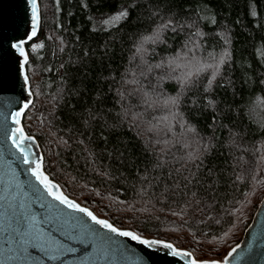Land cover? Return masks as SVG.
<instances>
[{
  "label": "trees",
  "instance_id": "obj_1",
  "mask_svg": "<svg viewBox=\"0 0 264 264\" xmlns=\"http://www.w3.org/2000/svg\"><path fill=\"white\" fill-rule=\"evenodd\" d=\"M40 5L23 122L45 169L119 227L222 259L264 196V0Z\"/></svg>",
  "mask_w": 264,
  "mask_h": 264
},
{
  "label": "water",
  "instance_id": "obj_2",
  "mask_svg": "<svg viewBox=\"0 0 264 264\" xmlns=\"http://www.w3.org/2000/svg\"><path fill=\"white\" fill-rule=\"evenodd\" d=\"M38 13L36 35L31 39L33 28L32 0H0V264H192L193 261H223L227 264H264V196L239 242L229 249L222 259H198L193 251L179 247L173 241L142 235L132 228L116 225L106 216L99 215L92 207L71 197L62 185L45 169V156L34 133L24 126L23 118L34 101L27 64L29 52L27 43L35 39L41 29V5L36 0ZM23 41L24 55L14 44ZM27 77V79H25ZM24 105H28L27 108ZM21 111L20 124L13 122V115ZM8 119L5 120L4 116ZM22 127L31 140L21 144V153L6 138V133ZM33 161L31 166L22 163L24 157ZM42 165V171L56 185L54 189L63 193L70 201L88 209L98 219L108 221L120 231L132 232L141 240L158 241L146 245L128 236L113 233L95 224L86 213L74 212L47 194L43 185L24 171L25 168ZM5 200L7 202H5ZM41 205H45L42 207ZM53 205L54 207H48ZM22 215L28 217L21 230L41 236L43 250L29 248L27 259L16 258L17 245L12 240V228ZM96 230L102 238L98 244L87 249L77 237L87 239L86 233ZM172 245L171 248L165 245ZM77 248L79 251H67ZM235 249V252H233ZM85 252L90 253L84 260ZM191 253V256L185 255ZM229 253H232L229 256ZM50 257H55L50 258Z\"/></svg>",
  "mask_w": 264,
  "mask_h": 264
},
{
  "label": "snow or ice",
  "instance_id": "obj_3",
  "mask_svg": "<svg viewBox=\"0 0 264 264\" xmlns=\"http://www.w3.org/2000/svg\"><path fill=\"white\" fill-rule=\"evenodd\" d=\"M127 16V12H121L117 16L112 18L113 22L119 21ZM37 18H38V13L36 10V0H32V22H33V28L31 31V35L28 37V39H31L33 36L36 35V25H37ZM107 23V21H106ZM23 41L14 44L13 47L20 49L21 55H24L23 51ZM221 63H223V60H221ZM27 79V77H25ZM174 102V101H173ZM25 108L28 107V105H24ZM22 115L21 111H17L12 119L13 122L17 125L20 124V119L19 117ZM4 119L7 120L8 116L5 115ZM6 138L11 139V144L18 149L21 153L24 152V148L21 147V144H23L25 141L31 140L32 137L26 135L24 133V129L22 127L16 128L15 132L6 133ZM23 164L31 166L33 164L32 160H29L27 156L24 157ZM24 171L26 173H29L31 176L35 177L37 181L41 185L44 186V188L47 191V194L53 198V200L59 201L60 204L66 205L67 208L72 209L74 212H81V213H86L88 217L91 218V220L98 225L103 226V228L108 229L109 231L113 233H117L118 235L121 236H128L131 237L134 240H138L143 244L146 245H151L153 243H160L158 241H148V240H141V238L138 235H135L132 232L128 231H120L119 229L113 227L108 221L106 220H100L98 219L92 212H90L86 208H82L79 204H77L74 201H70L68 197L64 196L63 193H58L57 191H54V189H58L59 185L54 184L46 174L43 173L42 171V165L37 164L35 167H28L25 168ZM5 202H7L5 200ZM44 207L45 205H41ZM48 207H54L53 205H48ZM28 217L26 215H22L20 218L16 220V227L12 228V240L15 241L17 248L15 249V255L16 258H23L27 259L31 254L29 252V248H35L37 250H43V244L41 243V236L39 234L33 233L29 231L28 229H25L24 231L21 230V228L27 224ZM87 239L84 237H77L76 239L79 240V242L84 246L85 249L88 248L90 244H98V242L102 239L99 236V233L96 230H92L86 233ZM165 247L171 248L172 245H165ZM67 251H72L76 252L79 251L77 248H70L67 249ZM233 252H235V249H233ZM232 253H229V256ZM187 256H191V253H185ZM90 256V253L85 252L84 254V260H87ZM50 258H55V257H50ZM192 264H227V259L223 261H193Z\"/></svg>",
  "mask_w": 264,
  "mask_h": 264
},
{
  "label": "rangeland",
  "instance_id": "obj_4",
  "mask_svg": "<svg viewBox=\"0 0 264 264\" xmlns=\"http://www.w3.org/2000/svg\"><path fill=\"white\" fill-rule=\"evenodd\" d=\"M129 3H124L120 6V8L114 12H108V13H104V14H101L99 15L96 20H95V26L97 28H101V29H104V28H108L110 27L111 25L121 21H116V22H113L112 21V18L117 16L119 13L121 12H128V9H129ZM107 21V23H106ZM39 41H36L34 44H33V47L36 48L37 45H38ZM261 104V100H260V94H255L254 98H253V102H252V108L251 110H258L256 105H260ZM256 107V109H255ZM257 117V116H256Z\"/></svg>",
  "mask_w": 264,
  "mask_h": 264
}]
</instances>
